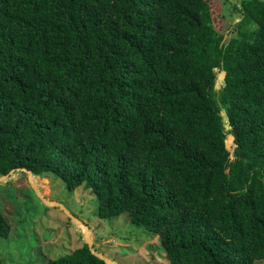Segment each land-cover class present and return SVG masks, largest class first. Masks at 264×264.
<instances>
[{
	"label": "trees",
	"instance_id": "16d2710c",
	"mask_svg": "<svg viewBox=\"0 0 264 264\" xmlns=\"http://www.w3.org/2000/svg\"><path fill=\"white\" fill-rule=\"evenodd\" d=\"M237 13L0 0V177L24 168L83 186L100 219L127 214L155 233L169 264L263 261L264 0ZM11 232L0 196V238ZM29 264L107 263L84 243Z\"/></svg>",
	"mask_w": 264,
	"mask_h": 264
},
{
	"label": "rangeland",
	"instance_id": "374dc122",
	"mask_svg": "<svg viewBox=\"0 0 264 264\" xmlns=\"http://www.w3.org/2000/svg\"><path fill=\"white\" fill-rule=\"evenodd\" d=\"M209 2L220 12V17L228 18L226 23L240 20V14L232 18L229 9L242 0ZM220 74L215 86L217 91L225 79L221 81ZM36 179V187L42 196L64 205L88 227L93 250L99 255L119 264H169L157 235L136 227L127 214L100 219L98 199L83 186L71 191L57 176ZM0 196L1 209L12 227L9 238H0V264L44 263L70 255L86 243V228L60 206L49 207L43 203L26 172L16 171L0 183ZM256 264H264V260Z\"/></svg>",
	"mask_w": 264,
	"mask_h": 264
},
{
	"label": "water",
	"instance_id": "95a60500",
	"mask_svg": "<svg viewBox=\"0 0 264 264\" xmlns=\"http://www.w3.org/2000/svg\"><path fill=\"white\" fill-rule=\"evenodd\" d=\"M16 171H21V172H26L29 176V180L30 182L33 184V188H34V191L35 193L37 194V196L40 198V200L43 201V203L47 204V206H60L61 208H63L68 214L69 216L75 220L76 222H78L79 224H81L82 226H84V228H86V231L84 232L85 234V238H86V244L89 246L91 252L96 255L97 257L101 258L102 260H104L107 264H119L118 262H115V261H112V260H109L107 258H104V256L102 255H99L98 253H96L94 250H93V247H92V242L90 240V235H89V232H88V227L83 224L79 219H77L74 215H72L64 205H62L61 203H56V202H52V201H49L47 200L44 196H42L39 192H38V188L36 187V184H35V181L34 179L36 178V176L29 170L27 169H24V168H20V169H16V170H13L12 172H10L8 175L6 176H2L0 177V183H3L5 181H7L11 174L16 172Z\"/></svg>",
	"mask_w": 264,
	"mask_h": 264
},
{
	"label": "bare ground",
	"instance_id": "6f19581e",
	"mask_svg": "<svg viewBox=\"0 0 264 264\" xmlns=\"http://www.w3.org/2000/svg\"><path fill=\"white\" fill-rule=\"evenodd\" d=\"M34 181H35V184L37 185V179L36 178L34 179Z\"/></svg>",
	"mask_w": 264,
	"mask_h": 264
}]
</instances>
